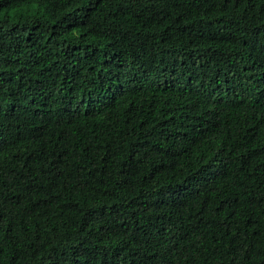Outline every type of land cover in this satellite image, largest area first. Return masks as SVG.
Returning a JSON list of instances; mask_svg holds the SVG:
<instances>
[{
	"label": "trees",
	"instance_id": "trees-1",
	"mask_svg": "<svg viewBox=\"0 0 264 264\" xmlns=\"http://www.w3.org/2000/svg\"><path fill=\"white\" fill-rule=\"evenodd\" d=\"M0 264H264V0H0Z\"/></svg>",
	"mask_w": 264,
	"mask_h": 264
}]
</instances>
